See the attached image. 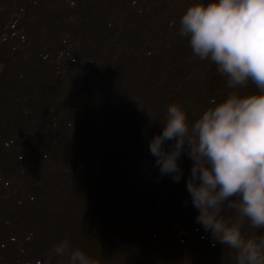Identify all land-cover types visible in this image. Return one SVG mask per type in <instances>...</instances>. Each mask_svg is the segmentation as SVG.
I'll list each match as a JSON object with an SVG mask.
<instances>
[{"label":"trees","instance_id":"1","mask_svg":"<svg viewBox=\"0 0 264 264\" xmlns=\"http://www.w3.org/2000/svg\"><path fill=\"white\" fill-rule=\"evenodd\" d=\"M28 5L26 0H12L10 12L22 10L26 15ZM33 6L31 9L39 10L42 3ZM5 7L0 5L2 12L10 14ZM92 12L75 26L73 19L66 23L69 39L92 43L84 27L95 26L97 21L83 20L95 17ZM144 13L139 10L138 17L149 18ZM101 17L105 25L107 14ZM115 17L113 13L108 17L113 20L105 26L109 34L122 31ZM171 18H166V27L177 19L180 29L181 17ZM14 22L15 29L22 26ZM152 22L138 34H130L128 44L109 49L110 54L121 55L118 60L90 63L79 82L72 76L73 81H66L62 88L68 72L62 78L48 75L50 95L22 90L21 96L28 97L8 103L12 96L7 95L14 89L3 88L4 81L7 85L10 82L0 80V264H65L62 258L50 255L53 245L62 240H68L71 247L81 249L97 264H237L236 251L215 241L196 222L198 209L186 188L190 158L181 153L183 175L179 182H173L170 176L160 175L149 141L162 132L161 123L170 104L182 107L191 127L207 108L230 93L246 95L256 89L251 84L229 88L227 77L210 59L194 56L189 38L184 36L195 61L151 71L149 64L157 66L160 61L152 47L160 50L169 46L168 36L178 42L175 33L155 31ZM41 23L29 26L30 30ZM175 32L182 37L178 30ZM138 38L144 40L140 48L133 41ZM96 53L94 59L98 58ZM196 61L202 62L197 69ZM185 67L195 70L189 82L199 74L204 77L203 84L194 81L184 89ZM32 71L28 70L25 80L37 82L38 75ZM14 80L24 87L22 75ZM37 103L39 109L51 107L52 112H35L38 108L30 106ZM146 187L159 191L155 196H142L148 191ZM222 215L233 222L238 218L228 210ZM9 225L11 234L7 233ZM241 231L245 237L264 236V229L251 228L247 219L241 220ZM110 236L112 241L107 243Z\"/></svg>","mask_w":264,"mask_h":264},{"label":"clouds","instance_id":"2","mask_svg":"<svg viewBox=\"0 0 264 264\" xmlns=\"http://www.w3.org/2000/svg\"><path fill=\"white\" fill-rule=\"evenodd\" d=\"M179 23L193 55L210 59L229 88L251 84L256 91L230 93L191 127L180 105H168L162 132L149 141L150 153L160 175L173 182L183 175L179 159L186 153L192 161L186 188L198 209L196 222L236 251L237 264H264V236L245 237L241 231L242 219L264 229V0L196 3ZM226 210L237 214L235 222L222 215ZM51 254L65 264H97L68 240L54 244Z\"/></svg>","mask_w":264,"mask_h":264},{"label":"rangeland","instance_id":"3","mask_svg":"<svg viewBox=\"0 0 264 264\" xmlns=\"http://www.w3.org/2000/svg\"><path fill=\"white\" fill-rule=\"evenodd\" d=\"M11 1L12 0H0V5L2 4L5 7L6 12L11 11ZM28 1L29 8H25L27 13L22 10L19 12H10V14H6L2 12L0 9V80L9 81L10 84L4 81L3 88L14 89V93L9 94L7 96H12L8 98V103L17 102L19 97H28L27 94L21 96L23 94L22 90L28 91L30 94L34 91L40 92L42 91L46 95H50V91H48V87L51 88L52 85H48L46 81V77L48 75H53V77L57 76L58 78H62V75L67 73V76L64 77V81H62V88L67 86V82L73 76L74 80L79 82V78H82V73L84 69H87L91 66L90 63H100L108 60L109 62L118 60L120 54H110L109 49L111 47H115L117 45H124L126 42L128 44V38L130 34L133 36L138 34V30H142L145 25L149 22L153 23V28L155 31L165 30L168 34H174L178 39V42H175L172 37L168 36L169 41L167 45L163 49H155L156 53L159 56V63L154 65H150L151 71H158L160 69L167 68L166 66H170L171 69L173 67H177V65H186L188 63H192L195 61L193 57H191L188 52V42L184 37L179 36L176 30L179 31L177 19L172 21L171 24H165L166 18L169 19L179 18L186 12L187 8L196 3L207 4L211 2V0H26ZM41 2L42 6L39 10H33L31 8L35 7L36 3ZM128 3V4H125ZM24 6L23 4H21ZM31 6V7H30ZM25 7V6H24ZM94 8L95 11H91L90 9ZM101 10H104L103 12ZM139 10H145V13L149 14L148 17H138L140 16ZM92 12L95 14V17H86L83 20H88V22H93V19H96L97 25L93 26V24H88L84 27L86 30V34H89L91 39L89 42L85 41H75L69 39L66 34L68 31L64 30L66 23H69L73 19L74 26L77 25L79 21H81V17H85L87 13ZM111 13L115 14V21H118L120 24V29L122 31L107 33L105 31V26L111 24V19H108L111 16ZM144 13V14H145ZM34 18L30 19V15ZM107 14L105 25L104 20L101 16ZM29 16V17H28ZM22 17V18H20ZM25 17H28L29 20L27 25L23 27V20ZM20 18V21H19ZM139 18L140 20H137ZM17 20L19 23H22V26L18 27L17 23L14 21ZM41 20V26L35 29L34 31L30 30L29 26H32L34 23L38 25V22ZM103 22V23H102ZM51 25V26H50ZM48 26H50L48 28ZM180 26V23H179ZM98 27V28H97ZM166 27V28H165ZM75 27H72V30ZM97 28L98 31H94ZM15 29V30H12ZM133 29H136L135 32ZM176 29V30H175ZM130 30V31H129ZM76 32V31H75ZM95 34V36H94ZM77 35V32H76ZM77 40V37L75 38ZM146 39H150V37H146ZM153 40V39H150ZM156 40V39H154ZM135 43V47L140 48V43H142L143 39L133 40ZM154 42L152 41V44ZM97 45L99 46L98 50ZM148 46V45H147ZM171 47V48H170ZM166 48H170L167 50ZM133 50V49H132ZM151 50V48H150ZM96 53L98 58H93V53ZM95 55V54H94ZM178 58L185 61L184 64L179 63ZM169 59V64H161L163 60ZM177 60L174 61V60ZM195 68L200 67L202 64L200 61H196ZM25 66H24V65ZM132 64V63H131ZM87 65V66H86ZM124 66L126 65L124 62L122 63ZM134 67V65H133ZM27 68V69H25ZM22 69V70H21ZM25 69V70H24ZM29 69H33V73H36V77H38L37 82L32 80H25L27 78V72ZM185 76L187 80L184 81V89H186L191 82H200L203 84L204 77L197 74V77L189 82V78L192 79V75L194 73L193 67H185ZM24 78V87L20 82L15 81L14 79L20 76ZM78 77V78H77ZM45 81L42 83L40 80ZM22 82V79H20ZM12 81V82H11ZM70 80L68 83H70ZM18 83V86L16 85ZM1 92V91H0ZM114 91V93H117ZM184 95V90L182 92ZM182 95V96H183ZM199 95V92L198 94ZM1 97V95H0ZM187 98V96H183ZM48 100L51 101V98L47 96ZM167 100L168 98L165 97ZM36 106H30V108H38L39 103ZM51 106V103H48ZM186 107V106H185ZM37 109L35 112H43L48 111L52 112L51 107ZM51 110V111H49ZM65 112V109H63ZM16 113H14V118H16ZM17 119V118H16ZM17 186L16 184L9 183L8 186ZM9 188V187H8ZM148 191L142 193L145 196H155L159 189H151L146 187ZM138 200V199H137ZM142 205V204H141ZM146 210V209H145ZM135 217L137 219H141L139 217ZM147 221V219H146ZM136 224L137 221L135 222ZM10 229H7V233H12V226ZM6 233V232H4ZM2 231H0V241H1ZM18 237H21L18 235ZM33 238V237H32ZM34 239V238H33ZM112 241V237L110 236L107 240L108 242ZM37 250V248H36ZM10 255V254H7ZM122 255V254H120Z\"/></svg>","mask_w":264,"mask_h":264}]
</instances>
